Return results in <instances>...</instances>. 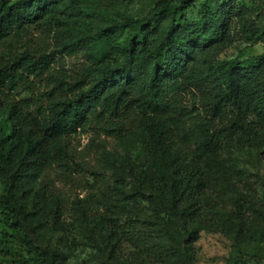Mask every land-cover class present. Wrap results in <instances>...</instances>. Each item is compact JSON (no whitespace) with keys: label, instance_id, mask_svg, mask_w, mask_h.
<instances>
[{"label":"rangeland","instance_id":"374dc122","mask_svg":"<svg viewBox=\"0 0 264 264\" xmlns=\"http://www.w3.org/2000/svg\"><path fill=\"white\" fill-rule=\"evenodd\" d=\"M158 1L62 0L60 7L72 34L85 38L76 53H60L53 36L41 28L32 30L19 46L24 50L44 45L55 54L54 73L63 71L76 80L89 70L92 81L108 64L116 66L124 60L120 49L133 29L123 23L149 16ZM206 2L192 3L185 13L187 21L229 9L233 14L229 36L215 42L208 57L216 69L228 61L264 54V0H209L205 9ZM241 9L248 10L242 20L235 16ZM22 92L14 97L29 95ZM208 123L229 128L223 149L199 164L198 185L184 195L177 211L170 202L167 176L182 159L149 114L119 118L120 131L114 135L101 129L74 135L73 177L61 168L49 173L52 192L71 200L96 191L101 179L125 192H139L124 209L122 221L137 220L150 230L154 237L145 249L115 239L90 219L77 222L59 216L56 198L41 190L43 179L27 176L34 171L25 162L19 185L32 213L30 238L7 225L6 182L0 181V264H46L49 259L53 264H230L242 253L256 254L260 261L246 259L239 264H264V129L247 100L208 116ZM18 158H13L14 163ZM94 171L101 173L97 180Z\"/></svg>","mask_w":264,"mask_h":264},{"label":"trees","instance_id":"16d2710c","mask_svg":"<svg viewBox=\"0 0 264 264\" xmlns=\"http://www.w3.org/2000/svg\"><path fill=\"white\" fill-rule=\"evenodd\" d=\"M196 0H160L146 17L123 23L133 35L122 50L124 60L108 64L89 81L86 70L72 80L54 73L55 54L44 45L23 49L20 43L41 28L53 36L60 53H76L85 38H76L60 7L62 0H0V181L6 182L4 216L10 228L30 238L33 222L26 193L20 192L19 174L25 162L27 176L41 178L43 192L56 198L59 216L77 222L90 219L112 237L145 249L154 237L137 220L122 221V213L139 192L111 187L104 179L96 191L74 200L52 192L49 173L56 168L72 178L75 158L72 138L90 129L114 135L119 118L151 115L160 123L165 139L182 161L167 176L170 202L177 211L184 195L198 185L199 164L223 149L229 128H213L208 116H217L247 100L264 129V54L228 61L215 68L211 51L215 42L229 36L232 11L203 14L189 22L186 10ZM209 6V0L204 4ZM79 4L74 2V9ZM248 10L235 15L244 19ZM43 44H46L44 41ZM248 75L242 79V75ZM22 91L29 95L22 98ZM234 129V128H232ZM19 158L14 163V157ZM162 167V166H160ZM96 180L101 173L94 171ZM260 261L242 253L230 264ZM46 264H53L49 259Z\"/></svg>","mask_w":264,"mask_h":264}]
</instances>
